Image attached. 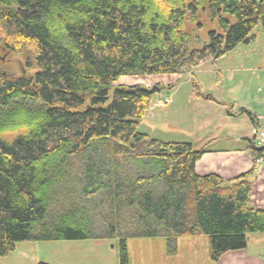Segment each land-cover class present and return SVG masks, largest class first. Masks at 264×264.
<instances>
[{
	"label": "trees",
	"instance_id": "1",
	"mask_svg": "<svg viewBox=\"0 0 264 264\" xmlns=\"http://www.w3.org/2000/svg\"><path fill=\"white\" fill-rule=\"evenodd\" d=\"M257 26L264 36V0H0V52L24 70L0 63V257L25 240L89 239L87 203L99 194L118 264H130L127 236H205L215 262L264 232L248 174L199 175L203 149L137 129L160 85L118 83L188 74ZM204 27L191 47L190 30ZM193 95L212 99L195 82Z\"/></svg>",
	"mask_w": 264,
	"mask_h": 264
},
{
	"label": "rangeland",
	"instance_id": "2",
	"mask_svg": "<svg viewBox=\"0 0 264 264\" xmlns=\"http://www.w3.org/2000/svg\"><path fill=\"white\" fill-rule=\"evenodd\" d=\"M208 25L209 27L213 26L212 24ZM209 27H204L202 30H190L191 47H201L204 44L207 39L206 30ZM251 34L255 35L251 45L245 47L241 45L240 47L248 48L253 53V59L257 55L256 63L250 57L247 58V63H253L248 65L249 69L247 70L238 68V71H232L233 67L242 64L234 53H226L216 61V65L207 61L184 75L158 74L147 77L131 78L126 76L120 78L118 82L120 84H141L145 87L160 85L159 89L151 96L150 106L137 126L138 131L163 141L190 142L198 150L201 146L198 140L210 129L203 127V123L209 115H213V112L203 113L202 108L199 109L193 103L196 101V97L193 95L194 82L203 94L204 92L207 93L208 86H213L211 89L215 95L221 93V95L232 99L239 97L240 92L231 86L240 81L243 84V90L248 89V93L250 92L249 96L252 94V96H259L258 98L264 97V37L259 26L254 28ZM0 63L4 67H10L15 72L24 71L21 60L14 55H5L0 52ZM263 105L261 103L260 106ZM224 108L230 109L229 105ZM239 109L240 107L233 110ZM248 122L251 125L247 116L244 119L234 120L232 131L238 134L245 133ZM212 146L217 149L234 147L228 140H222V142ZM101 197V194L96 195L93 202L87 203V216L92 232L89 239L21 241L16 243L14 249L7 255L0 257V264H33L37 262L48 264H118L119 238L117 236L112 237L107 233V224L111 223L113 217L111 210L99 200ZM117 214L120 225L118 233L120 237H125L124 235L130 234V221H128L131 219L130 215L125 209H120ZM183 240H178L176 244L175 241H166L163 237L127 236L125 243L129 263L207 264L209 262L206 257L204 258L203 255L206 253L202 251L199 244L196 245L191 241L185 242ZM257 253L264 258V252L257 251ZM202 258H204L203 262Z\"/></svg>",
	"mask_w": 264,
	"mask_h": 264
},
{
	"label": "crops",
	"instance_id": "3",
	"mask_svg": "<svg viewBox=\"0 0 264 264\" xmlns=\"http://www.w3.org/2000/svg\"><path fill=\"white\" fill-rule=\"evenodd\" d=\"M259 28L261 31L260 26ZM254 36L252 35V39L248 43H241L228 52L234 53L242 64L233 67L232 71H238V68L249 69L248 65L253 64L246 62L249 57L254 60V63L257 62V55L253 59V53L248 48H240L241 45L244 47L250 46L254 41ZM236 49H238L237 52ZM216 61L213 62V64L215 63L214 65H216ZM212 87L208 86L207 93L204 92L205 95L210 96L212 99L196 97V101L193 102L199 109L202 108L203 113L213 112V115H209L203 123V127L210 128L209 131L204 133L202 138L198 140L201 145L199 149H203L204 153L195 163L196 171L199 175L215 173L225 179H231L247 173V178L251 185L250 205L257 209H264V153L260 155L251 154L252 150L250 148L253 145L254 128L264 123V105L260 106L261 103L264 104V97L258 98L259 96H252V94L249 96L250 92L248 93V89L243 90V84L240 81L231 86V88L234 87V90L240 92L239 97L232 96V99L223 94L221 95V93L215 95L211 89ZM226 105H229V110L224 108ZM238 107H240L239 110H233ZM246 116L251 122V125L249 122L247 123L246 132L238 134L232 131L234 128L233 121L244 119ZM222 140L230 141L234 147L217 149L212 146L222 142ZM180 239H184L183 241L185 242L191 241V243L196 245L199 244L202 251L206 253L203 256L209 261L207 264H264V258L257 253V251L264 252V232L248 234L244 249L228 251L215 262H212L208 256L207 237L181 236L175 239L176 244ZM204 258H202V262Z\"/></svg>",
	"mask_w": 264,
	"mask_h": 264
},
{
	"label": "built area",
	"instance_id": "4",
	"mask_svg": "<svg viewBox=\"0 0 264 264\" xmlns=\"http://www.w3.org/2000/svg\"><path fill=\"white\" fill-rule=\"evenodd\" d=\"M253 144L257 147L264 146V123L253 131Z\"/></svg>",
	"mask_w": 264,
	"mask_h": 264
}]
</instances>
